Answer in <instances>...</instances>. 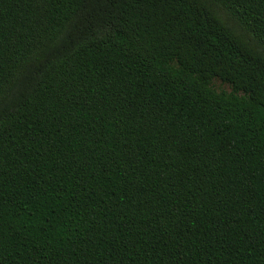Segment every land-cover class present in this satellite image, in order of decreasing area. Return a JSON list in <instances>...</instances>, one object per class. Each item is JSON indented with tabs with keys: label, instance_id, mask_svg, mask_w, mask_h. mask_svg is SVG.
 <instances>
[{
	"label": "trees",
	"instance_id": "16d2710c",
	"mask_svg": "<svg viewBox=\"0 0 264 264\" xmlns=\"http://www.w3.org/2000/svg\"><path fill=\"white\" fill-rule=\"evenodd\" d=\"M0 264H264V0H0Z\"/></svg>",
	"mask_w": 264,
	"mask_h": 264
},
{
	"label": "rangeland",
	"instance_id": "374dc122",
	"mask_svg": "<svg viewBox=\"0 0 264 264\" xmlns=\"http://www.w3.org/2000/svg\"><path fill=\"white\" fill-rule=\"evenodd\" d=\"M213 85L217 90L230 91V87L227 84L221 83L219 80H214Z\"/></svg>",
	"mask_w": 264,
	"mask_h": 264
}]
</instances>
